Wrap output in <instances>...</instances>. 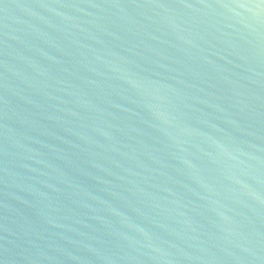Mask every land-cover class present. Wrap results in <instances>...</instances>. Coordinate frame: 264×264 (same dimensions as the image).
Listing matches in <instances>:
<instances>
[{
    "label": "water",
    "instance_id": "1",
    "mask_svg": "<svg viewBox=\"0 0 264 264\" xmlns=\"http://www.w3.org/2000/svg\"><path fill=\"white\" fill-rule=\"evenodd\" d=\"M0 264H264V0H0Z\"/></svg>",
    "mask_w": 264,
    "mask_h": 264
}]
</instances>
